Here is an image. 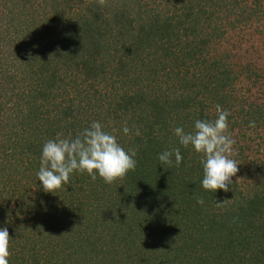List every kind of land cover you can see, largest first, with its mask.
Masks as SVG:
<instances>
[{"label":"trees","instance_id":"1","mask_svg":"<svg viewBox=\"0 0 264 264\" xmlns=\"http://www.w3.org/2000/svg\"><path fill=\"white\" fill-rule=\"evenodd\" d=\"M0 97L9 264H264V0H0ZM217 104L239 171L213 193L173 129ZM94 121L136 169L46 193L44 143ZM178 147V168L160 163Z\"/></svg>","mask_w":264,"mask_h":264},{"label":"clouds","instance_id":"2","mask_svg":"<svg viewBox=\"0 0 264 264\" xmlns=\"http://www.w3.org/2000/svg\"><path fill=\"white\" fill-rule=\"evenodd\" d=\"M106 0H98L103 6ZM216 118L213 120L198 119L192 131L186 132L183 127L173 129L179 144L184 148L191 147L200 155L203 168L201 186L206 192L215 193L217 190L228 192L233 183L232 178L239 171L238 163L231 158L234 155L235 140L228 133V116L230 113L215 106ZM255 127V122L249 123ZM105 126L98 121L78 132L74 137H64L58 133L55 139L47 140L42 147L39 171L36 173L43 190L54 193L63 185L68 184L73 173L87 174L92 181L97 175L105 184L111 185L123 179L129 171H134L137 161L136 149L126 151L118 142L116 135L104 130ZM123 134L128 136L132 129L125 122ZM140 130H135L139 136ZM179 167L183 157L180 148L165 150L158 155L161 164ZM238 181V180H237ZM200 205L204 204L202 197H194ZM217 201V207L223 206ZM8 229L0 228V264H9Z\"/></svg>","mask_w":264,"mask_h":264},{"label":"rangeland","instance_id":"3","mask_svg":"<svg viewBox=\"0 0 264 264\" xmlns=\"http://www.w3.org/2000/svg\"><path fill=\"white\" fill-rule=\"evenodd\" d=\"M86 85V83H84V86ZM88 91V90H87ZM0 101H1V97H0ZM1 198V197H0Z\"/></svg>","mask_w":264,"mask_h":264}]
</instances>
